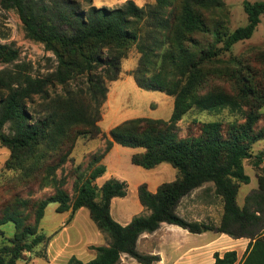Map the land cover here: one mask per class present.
Returning <instances> with one entry per match:
<instances>
[{"label":"trees","instance_id":"trees-1","mask_svg":"<svg viewBox=\"0 0 264 264\" xmlns=\"http://www.w3.org/2000/svg\"><path fill=\"white\" fill-rule=\"evenodd\" d=\"M211 2L224 6L222 0H181L180 5L176 0H156L148 11L128 0L118 9L91 7L79 12L60 1L49 5L41 0H0L1 8L17 10L29 37L44 44L57 62L55 71L45 77L18 73L0 80V145L10 151L2 172L21 171L28 176V162L33 163L30 172L35 170L75 128L87 126L100 134V109L92 111L84 99H79L84 93L72 92L69 86L73 80L84 79L87 95L100 107L109 92L106 81L119 80L122 62L134 47L140 54L132 74L138 87L174 99L173 115L168 121L135 118L113 128L104 152L91 160L89 174L78 178L74 197L57 194L41 201L36 207L35 226H26L15 216L0 220V227L10 222L16 227L12 238L0 230L5 240L0 248V264H17L25 253L46 244L48 238L39 233L38 225L50 204L57 205V213L70 212V219L82 208L88 209L95 225L111 238L108 247H93L97 252L94 260L83 263L72 257L68 264H119L123 255L141 264H154L160 257L140 253L137 243L141 235L155 232L163 223L193 234L211 231L235 239L248 238L251 243L242 264H264V175L257 173L258 188L245 198L242 207L238 204L241 186L251 182L244 162L256 157L257 169L264 162L262 156L253 153L254 145L264 140V131L256 132L263 115L250 112L244 124H231L227 131L222 121L205 123L197 140H176L174 133V125L192 110L218 115L225 110L234 114L242 107L234 94L223 90L204 95L197 91L207 81L203 72L206 67L217 66L221 55L253 37L264 15V1H245L248 23L232 33L216 22H208L197 7ZM18 59V50L0 43V63L12 65ZM237 79L236 94L246 98L251 95L256 108H264V90L251 89L241 76ZM57 86L64 89L62 99L43 112L32 111L36 98L45 99L49 89ZM114 143L143 149L132 157L136 166L153 170L169 164L178 173L174 182L162 184L155 194L145 184L139 187L141 204L150 214L136 216L126 226L113 219L111 202L126 197L128 185L115 178L102 187L97 185L107 172L102 162ZM208 184L223 202L218 226L190 221L178 214L181 200ZM215 258L214 264L238 261L235 251Z\"/></svg>","mask_w":264,"mask_h":264},{"label":"rangeland","instance_id":"rangeland-1","mask_svg":"<svg viewBox=\"0 0 264 264\" xmlns=\"http://www.w3.org/2000/svg\"><path fill=\"white\" fill-rule=\"evenodd\" d=\"M49 5L59 1L73 6L79 12H87L91 7L118 9L122 8L128 0H41ZM140 8L150 10L156 5V0H133ZM224 6H217L216 3H203L197 5L208 22H216L222 26L224 31L232 33L239 27L248 23V17L244 10V2H259L264 0H222ZM180 5L181 0H176ZM0 43L7 44L18 50L19 59L12 65L0 63V80L6 79L10 75L22 73L32 76H48L57 67L56 58L53 53L45 49L44 44L32 40L23 24L16 9L5 10L0 6ZM140 54L134 47L130 50L126 59L122 62L121 76L125 78L117 83L106 81L105 85L109 92L107 100L100 106L90 99L86 91V81L84 79L73 80L69 89L75 93H84L79 99H84L85 103L92 108V111L100 109V120L97 127L100 134H96L94 129L87 126L75 128L71 135L57 150H52L35 170L32 162H28V176L21 171L2 172L0 169V220L5 217H20L25 225L35 226V212L38 204L47 197L57 194H66L71 199L74 197V186L80 176H86L90 171V162L93 157L101 155L106 149L109 131L112 127L133 118H152L169 120L173 114L174 99L162 92L146 91L139 88L133 78V72L138 67ZM221 63L217 66L206 67L204 73L207 81L198 89V93L214 92L223 90L234 94L241 101V110L232 114L225 110L222 114H210L192 110L183 119L174 125L176 140H197L202 135L203 125L208 122L222 121L225 131L231 124H244L246 115L250 112L262 114V118L256 126V132L264 131V108L257 109L253 96L249 98L236 94L237 77L241 76L244 82L250 83L251 89L264 90V15L253 37L244 42L236 44L233 49L221 55ZM216 69V70H215ZM223 72V73H222ZM102 74V72H101ZM222 74V75H221ZM236 75V76H235ZM120 76V78H121ZM134 77V76H133ZM119 78V79H120ZM118 81V80H117ZM116 82V81H115ZM65 92L61 86L49 89V95L43 99L36 98V107L32 111L43 112L48 106H52L55 101L62 99ZM110 94V95H109ZM108 116V117H107ZM115 124V125H114ZM158 130H165L163 126H154ZM111 129V130H110ZM109 130V131H108ZM108 131V132H107ZM8 132V127L6 128ZM85 132V133H84ZM83 133V134H82ZM142 152L143 149H134ZM132 148H125L117 145L116 150L106 159V166L109 173H117L124 177L129 184V190H133L135 184L144 178H152L150 170H145L132 163ZM9 154V150L0 147V162H4ZM254 155H260L264 160V140L256 143L253 147ZM104 162V161H103ZM102 162V163H103ZM258 159L252 158L244 162L245 171L250 176V184H243L238 194V204L242 206L245 197L258 188L257 173L263 175L262 164L257 169ZM105 164V163H103ZM171 170L176 171L169 164ZM143 170L145 174L137 171ZM49 172H52L51 174ZM142 175V176H141ZM101 180L99 183L102 184ZM189 201L210 202L213 204V216L221 214V198L214 193L213 185L208 184L200 192L192 193L188 196ZM181 210H187L181 204ZM65 214L56 212V204H50L46 210L45 217L38 225L39 233L41 227H96L90 217L88 209L84 208L76 220L70 219V214L65 220ZM73 220V223H72ZM64 221V222H63ZM5 232L7 238H12L16 232L13 223H8L0 227ZM4 237L0 235V248L4 246ZM43 246H39L33 253L24 255H42Z\"/></svg>","mask_w":264,"mask_h":264},{"label":"crops","instance_id":"crops-1","mask_svg":"<svg viewBox=\"0 0 264 264\" xmlns=\"http://www.w3.org/2000/svg\"><path fill=\"white\" fill-rule=\"evenodd\" d=\"M126 76L130 78L128 80H131V78L134 79L133 76ZM124 78L125 75H122L118 81L113 83L120 82ZM126 121L128 120H125L124 122ZM120 124H114L115 126L111 129L119 126ZM117 145L118 144L114 143L111 151L103 160L105 166L107 157L110 156L114 150H116ZM0 147L2 146L0 145ZM142 152L133 149L131 159L135 154ZM7 155L8 158L3 163L0 162L1 168L4 167L6 161L9 159L10 153H7ZM262 168H264V162L262 164ZM136 170L142 172V175L148 176V174H152V178L139 180L131 191L129 190V184L124 180V177L115 172L109 173L108 167L106 174L97 180V185L99 187H102L106 181L112 178L125 182L128 185L127 196L123 198H114L111 202V215L116 222L123 226L128 225L136 216L150 214V212L141 204L139 199L138 189L141 185L145 184L149 192L155 194L162 184L174 182L178 176L176 169V171H173L164 164L150 170L152 173L148 174L143 173V170ZM101 180L104 181L102 184L99 183ZM204 188L205 187L195 190L193 194L200 192ZM244 202L242 206L244 205ZM182 203L185 205L187 210L190 209L193 211H182ZM221 204V214L219 213V216H213L212 203L198 202L195 200L189 201L188 196H186L179 204L178 214L190 221L209 222L218 226L221 222L223 213L222 200ZM83 211L84 208L79 210L73 220L75 221L80 214H83ZM64 214L66 215L65 220H67L70 212ZM41 232L48 238L46 244L42 245L46 256L26 255L20 259L17 264H68L72 257H76L83 263H88L94 260L97 256V252L93 249V247H108L111 244L110 236L99 230L97 226L68 227V225L65 226L64 224L62 227H41ZM250 243L251 240L248 238L235 239L229 235L211 231L202 234H193L179 226L163 223L155 232L145 233L140 236L137 243V250L145 255L159 256L160 260L154 264H214L217 254L222 257L228 251H235L238 255L237 264H242ZM119 264L141 263L137 262L128 255H123Z\"/></svg>","mask_w":264,"mask_h":264}]
</instances>
